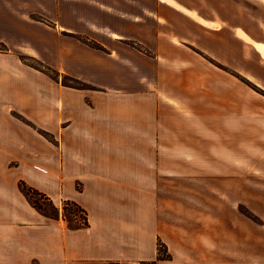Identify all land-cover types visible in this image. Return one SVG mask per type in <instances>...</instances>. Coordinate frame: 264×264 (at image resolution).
<instances>
[{
  "label": "crops",
  "instance_id": "obj_1",
  "mask_svg": "<svg viewBox=\"0 0 264 264\" xmlns=\"http://www.w3.org/2000/svg\"><path fill=\"white\" fill-rule=\"evenodd\" d=\"M162 5L190 23L223 28L177 0L151 8L144 0H0V42L9 48L0 50V264L153 261L157 239L169 238L175 222L160 179L188 164L238 171L241 151L264 148V95L240 79H264L262 52L251 45L256 70L231 72L188 43ZM19 51L93 87L49 80ZM23 181L61 209L77 201L89 224L70 226L62 212L50 219Z\"/></svg>",
  "mask_w": 264,
  "mask_h": 264
},
{
  "label": "rangeland",
  "instance_id": "obj_2",
  "mask_svg": "<svg viewBox=\"0 0 264 264\" xmlns=\"http://www.w3.org/2000/svg\"><path fill=\"white\" fill-rule=\"evenodd\" d=\"M177 1L195 18L223 25L221 29H214L190 23L187 17L162 5L163 14L173 20L175 30L188 43L193 42V46L209 60L236 74V66L256 70L260 56L251 45L255 44L264 56L263 3L259 0ZM144 6L155 7V0H144ZM44 22L53 26V21ZM49 26L47 37L55 40L58 35ZM75 37L95 48L107 49L87 34L77 33ZM2 48L5 46L0 42ZM247 52L249 56H245ZM19 55L30 66L45 65L49 80H69L54 64H47L28 52L19 51ZM240 79L264 92V79L244 74H240ZM240 157L238 171L237 166L233 169L231 164H188L183 165L184 172H177L174 179H160L161 191L165 189L161 200L174 206L175 222L173 227L167 228L169 238L157 239L158 258L144 264L158 261L166 264H264V148L256 144L250 154L241 151ZM23 182L27 187L35 188ZM77 188H81L80 184ZM26 195L32 204L34 199L40 201L46 210V213L41 212L50 219H59L62 212L70 226L84 220L85 215L75 205L78 203L75 200H64L61 209L49 194L51 200H43L35 193Z\"/></svg>",
  "mask_w": 264,
  "mask_h": 264
},
{
  "label": "trees",
  "instance_id": "obj_3",
  "mask_svg": "<svg viewBox=\"0 0 264 264\" xmlns=\"http://www.w3.org/2000/svg\"><path fill=\"white\" fill-rule=\"evenodd\" d=\"M4 44V46H5V48H2V49H4L5 51H7L9 48L7 47V45L5 44V43H3ZM2 49H0V50H2ZM36 67L37 68H39V69H41V70H43V71H45V65H36ZM67 75V74H66ZM67 77L69 78V82L68 81H65V80H62L63 81V83L65 84V85H68V86H73V87H77V88H91V87H93L92 85H90V84H88V83H85V82H82V81H80V80H78V79H76V78H74V77H71V76H69V75H67ZM252 88L253 89H255V90H257L258 92H260V93H262L263 95H264V92L263 91H260V90H258V89H256L255 87H253L252 86ZM26 183H24V182H22V187H23V190L30 196L31 194H33V193H35V194H38V195H40L42 198H43V200H51L50 198H49V196L46 194V193H44V192H42V191H39L38 189H35V188H33V187H31V186H26ZM71 202H67V204H70ZM72 204H75V203H73L72 202ZM33 205L35 206V207H37L40 211H42L43 213L45 212L46 213V210L42 207V205H41V203H40V201H38V200H33ZM75 205H77L80 209H81V211L83 212V214L85 215V217H84V220L82 221V222H80V224L81 225H88L89 224V220H88V213H87V211H86V209H84L80 204H78V203H76ZM55 209L56 210H58V207L57 206H55ZM154 264V263H153Z\"/></svg>",
  "mask_w": 264,
  "mask_h": 264
}]
</instances>
